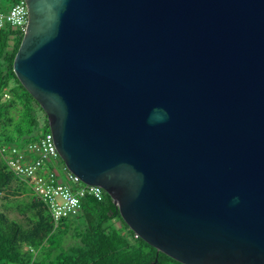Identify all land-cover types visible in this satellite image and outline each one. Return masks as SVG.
I'll list each match as a JSON object with an SVG mask.
<instances>
[{
	"label": "water",
	"instance_id": "water-1",
	"mask_svg": "<svg viewBox=\"0 0 264 264\" xmlns=\"http://www.w3.org/2000/svg\"><path fill=\"white\" fill-rule=\"evenodd\" d=\"M24 1L67 169L181 264H264V0Z\"/></svg>",
	"mask_w": 264,
	"mask_h": 264
},
{
	"label": "trees",
	"instance_id": "trees-1",
	"mask_svg": "<svg viewBox=\"0 0 264 264\" xmlns=\"http://www.w3.org/2000/svg\"><path fill=\"white\" fill-rule=\"evenodd\" d=\"M23 37L0 30V264H181L136 238L107 193L101 200L87 196L78 215L56 224L8 169L3 148H23L49 131L45 113L14 72Z\"/></svg>",
	"mask_w": 264,
	"mask_h": 264
},
{
	"label": "built area",
	"instance_id": "built-area-1",
	"mask_svg": "<svg viewBox=\"0 0 264 264\" xmlns=\"http://www.w3.org/2000/svg\"><path fill=\"white\" fill-rule=\"evenodd\" d=\"M27 23L28 11L24 0L7 11L0 9V30L9 28L24 33ZM1 152L8 169L28 184L56 224L78 215L87 196L98 200L103 197L101 187L86 185L67 169L55 149L50 130L23 148H3Z\"/></svg>",
	"mask_w": 264,
	"mask_h": 264
},
{
	"label": "rangeland",
	"instance_id": "rangeland-1",
	"mask_svg": "<svg viewBox=\"0 0 264 264\" xmlns=\"http://www.w3.org/2000/svg\"><path fill=\"white\" fill-rule=\"evenodd\" d=\"M12 6L8 4V2L6 0H0V9L3 11H7L8 8H11ZM40 114L42 116V118L44 119L45 116L44 114L40 111ZM12 217H15V215L13 213H11ZM117 224H120L119 222Z\"/></svg>",
	"mask_w": 264,
	"mask_h": 264
},
{
	"label": "crops",
	"instance_id": "crops-1",
	"mask_svg": "<svg viewBox=\"0 0 264 264\" xmlns=\"http://www.w3.org/2000/svg\"><path fill=\"white\" fill-rule=\"evenodd\" d=\"M9 9V8H8ZM33 194V193H32Z\"/></svg>",
	"mask_w": 264,
	"mask_h": 264
}]
</instances>
